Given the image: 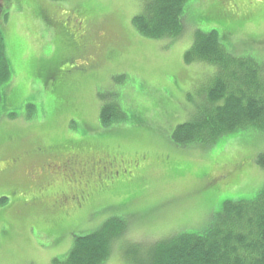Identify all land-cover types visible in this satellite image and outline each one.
Masks as SVG:
<instances>
[{"label": "rangeland", "instance_id": "1", "mask_svg": "<svg viewBox=\"0 0 264 264\" xmlns=\"http://www.w3.org/2000/svg\"><path fill=\"white\" fill-rule=\"evenodd\" d=\"M143 5L0 0L12 69L0 87V264H55L75 237L112 219L126 222L127 236L107 264H133V253L177 231L207 230L226 201L264 187V168L252 161L264 131L187 144L173 137L202 109L218 71L186 59L195 31L231 30L227 47L262 64L264 0H188L179 37L140 32L133 18ZM103 108L124 116L105 123ZM68 161L72 175L48 176V165Z\"/></svg>", "mask_w": 264, "mask_h": 264}, {"label": "trees", "instance_id": "2", "mask_svg": "<svg viewBox=\"0 0 264 264\" xmlns=\"http://www.w3.org/2000/svg\"><path fill=\"white\" fill-rule=\"evenodd\" d=\"M187 1L144 0L143 12L136 15L133 22L147 36H182L187 26L184 13ZM242 16H235L233 21ZM228 17L226 13L206 15L208 20L220 22ZM224 31L222 38L216 29L195 31L194 43L187 51L186 59L216 64L218 71L205 95L206 103L202 109L192 120L175 128L173 137L177 143L215 142L226 134L244 129L264 131V56H257L261 59L260 64L252 56L236 55L223 42L233 32ZM11 75L5 38L0 31V87ZM1 100L0 89V104ZM101 113L105 123L124 116L121 113L109 115L107 108ZM252 161L264 168V152ZM100 164L103 169L112 168L109 161ZM113 173L117 174V171ZM126 232L125 221H105L93 232L75 237L68 255L62 261L57 259L55 264H107L115 248L127 236ZM51 233L48 231L47 235L53 236ZM144 253L146 255L141 250L130 255L131 263L264 264V187L253 199L226 201L219 218L207 230H182L163 236Z\"/></svg>", "mask_w": 264, "mask_h": 264}, {"label": "flooded vegetation", "instance_id": "3", "mask_svg": "<svg viewBox=\"0 0 264 264\" xmlns=\"http://www.w3.org/2000/svg\"><path fill=\"white\" fill-rule=\"evenodd\" d=\"M73 26H76V24L73 22ZM103 160V159H102ZM101 160V161H102ZM109 160H111V159H109V158H104V160L102 161V162H104V161H106V162H108ZM109 162H111V161H109ZM64 164H66L67 165V167H68V169H65V168H62V169H59L58 167H55L56 169H55V171H53V170H51V168L52 167H54V166H52V165H48V170L50 171V172H48V176L50 177V178H56V176L59 174V176L60 175H62V174H64V173H69V174H73V172H72V170H69L70 169V167H72V163H70L69 161L67 162V163H64ZM84 164V163H83ZM113 164H114V162H113ZM58 166V165H57ZM50 167V168H49ZM58 171H62V173H58ZM63 171H65V172H63ZM57 173V174H56Z\"/></svg>", "mask_w": 264, "mask_h": 264}]
</instances>
